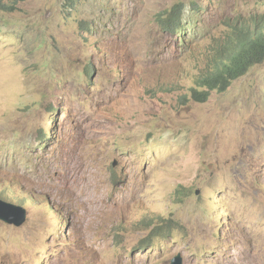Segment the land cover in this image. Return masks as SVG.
Wrapping results in <instances>:
<instances>
[{"label":"rangeland","instance_id":"obj_1","mask_svg":"<svg viewBox=\"0 0 264 264\" xmlns=\"http://www.w3.org/2000/svg\"><path fill=\"white\" fill-rule=\"evenodd\" d=\"M63 4L0 9V264H264V62L179 103L264 0Z\"/></svg>","mask_w":264,"mask_h":264},{"label":"trees","instance_id":"obj_2","mask_svg":"<svg viewBox=\"0 0 264 264\" xmlns=\"http://www.w3.org/2000/svg\"><path fill=\"white\" fill-rule=\"evenodd\" d=\"M24 1L28 0H13L10 3H3L0 0V9L14 11L15 5ZM81 1L64 0L63 7L72 11ZM181 12L182 5L176 4L170 11L157 14L155 22L165 32L178 33L181 28ZM247 18L243 22V19L235 18L237 24H231L222 41L219 42L217 38L216 48L211 56V65L204 68L203 73L194 80L195 87L189 89V94L180 96L181 105L188 102H207L212 92H224L232 80L244 75L253 66L264 62V17L254 15ZM19 195V198L12 194H7V197L10 202L18 199L24 205L30 203L26 195L22 193ZM1 197L0 200L6 201L5 197Z\"/></svg>","mask_w":264,"mask_h":264},{"label":"water","instance_id":"obj_3","mask_svg":"<svg viewBox=\"0 0 264 264\" xmlns=\"http://www.w3.org/2000/svg\"><path fill=\"white\" fill-rule=\"evenodd\" d=\"M11 205V203L0 200V219L14 223L16 225L22 224L24 221V208L21 210L22 213H19L18 216H15L10 212ZM170 264H183L182 256L177 254L174 258H172Z\"/></svg>","mask_w":264,"mask_h":264},{"label":"clouds","instance_id":"obj_4","mask_svg":"<svg viewBox=\"0 0 264 264\" xmlns=\"http://www.w3.org/2000/svg\"><path fill=\"white\" fill-rule=\"evenodd\" d=\"M23 195H25L24 193H22ZM27 197V196H26ZM1 201H3V200H1ZM3 202H7V201H3ZM13 202H15V201H13ZM8 203H11V204H13L12 202H8ZM25 209V208H24Z\"/></svg>","mask_w":264,"mask_h":264},{"label":"bare ground","instance_id":"obj_5","mask_svg":"<svg viewBox=\"0 0 264 264\" xmlns=\"http://www.w3.org/2000/svg\"><path fill=\"white\" fill-rule=\"evenodd\" d=\"M95 133V132H94ZM68 154V152L67 153H65V155H67Z\"/></svg>","mask_w":264,"mask_h":264}]
</instances>
